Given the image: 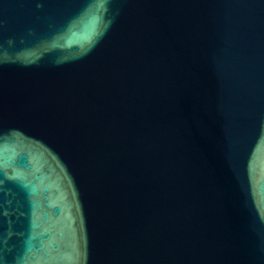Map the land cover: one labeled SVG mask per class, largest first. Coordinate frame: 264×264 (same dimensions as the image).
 Wrapping results in <instances>:
<instances>
[{
  "label": "water",
  "instance_id": "95a60500",
  "mask_svg": "<svg viewBox=\"0 0 264 264\" xmlns=\"http://www.w3.org/2000/svg\"><path fill=\"white\" fill-rule=\"evenodd\" d=\"M0 264H264V0H0Z\"/></svg>",
  "mask_w": 264,
  "mask_h": 264
}]
</instances>
